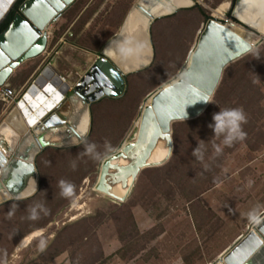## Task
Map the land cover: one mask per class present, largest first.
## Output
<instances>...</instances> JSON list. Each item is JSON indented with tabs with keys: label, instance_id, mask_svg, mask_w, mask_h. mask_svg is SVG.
I'll return each instance as SVG.
<instances>
[{
	"label": "rangeland",
	"instance_id": "rangeland-1",
	"mask_svg": "<svg viewBox=\"0 0 264 264\" xmlns=\"http://www.w3.org/2000/svg\"><path fill=\"white\" fill-rule=\"evenodd\" d=\"M138 2L78 0L77 7L52 26L45 53L27 62L0 90V124L23 95L14 88L46 64L42 72L50 60L52 71L74 88ZM194 2L193 8L178 10L152 26L153 63L128 78L122 99L93 105L90 134L83 142L40 155L38 194L0 206V264H214L253 226L250 211L262 217L264 42L228 67L200 118L174 124L171 160L143 171L125 204L95 192L104 160L139 127L147 97L178 76L204 25L214 11L230 7L231 0ZM229 17L228 12L226 24L241 26ZM248 32L243 36L251 43L261 37ZM72 98L69 91L63 109L69 103L72 108ZM150 103L152 99L146 105ZM220 108H240L245 115L246 135L231 146L222 145L208 127ZM61 132L68 133H50ZM85 143L95 145L93 153L84 151ZM199 144L203 161L193 155ZM214 145L220 146L219 154ZM60 180L72 184L70 196L61 195Z\"/></svg>",
	"mask_w": 264,
	"mask_h": 264
},
{
	"label": "water",
	"instance_id": "water-1",
	"mask_svg": "<svg viewBox=\"0 0 264 264\" xmlns=\"http://www.w3.org/2000/svg\"><path fill=\"white\" fill-rule=\"evenodd\" d=\"M6 1L8 3L0 1V25L19 0ZM75 1L25 0L19 6L12 23L0 34V90L7 87L14 71L45 53L49 36L53 33L52 26ZM240 3V0L229 3V22L234 19L245 25L236 16ZM154 4L155 6H148L146 9L143 3L139 2L136 5L137 9L151 21L148 33L153 51L151 28L158 20L166 18L156 17L153 14L158 6L164 4L162 0H154ZM129 19L130 15L121 29L123 33L128 29ZM225 22L226 20L218 21L215 17L208 20L201 31L195 49L178 76L147 97L144 106L150 99L153 100L152 106L146 108L145 111L143 107L141 108L143 111L139 116L141 126H136L133 133L116 152L104 160L95 188L96 193L101 192L113 196L111 194L113 188L121 183L126 184L127 180L132 178L135 183L128 197L121 199L113 196L115 201L125 204L143 171L162 167L171 160L175 150L174 124L200 118L216 95L228 67L264 42V37H260L253 47H248V51H243L241 43L246 42L245 39L236 34ZM231 25L235 24L231 23ZM253 25L245 26L255 30V25ZM150 66L126 73L106 55L104 49L92 68L78 80L70 91L80 103L88 107L92 118L93 105L105 99L123 97L127 92V79L133 74L147 70ZM52 72L54 71L51 65H48L0 124V149L2 150V152L0 150V156L5 161L0 177V206L10 202L27 201L38 194L41 185L37 166L38 158L47 149L64 148L48 145L45 142L44 133L68 129L78 136L81 142L84 141V139L81 140L72 124V119L61 114L62 102L42 107L41 113L36 114L37 116L31 115L33 112L30 109H33V106L28 104L27 97L40 102L39 96H41L47 102L48 97L46 96L54 89L48 82ZM52 102H57V100ZM21 105H23L22 108ZM26 105L28 107H25ZM186 112L187 117L184 119ZM37 117L38 121L34 123L33 118ZM8 124L23 137H18L12 129L11 141L7 142L2 131ZM161 141H165L170 148L169 159L157 166L150 165L153 153ZM120 161L127 162L128 165H117ZM113 171L116 173H112ZM262 229H264V216L253 223L248 233L240 237L234 246L225 251L219 257V261L214 264H264V232Z\"/></svg>",
	"mask_w": 264,
	"mask_h": 264
},
{
	"label": "bare ground",
	"instance_id": "bare-ground-1",
	"mask_svg": "<svg viewBox=\"0 0 264 264\" xmlns=\"http://www.w3.org/2000/svg\"><path fill=\"white\" fill-rule=\"evenodd\" d=\"M3 1L8 3V1L6 0ZM240 1L241 3L236 11L237 18L240 19L241 23H244L247 26L250 24H254L255 25V26L253 25L255 29L254 32L258 33L261 37H264V0H240ZM139 2L144 4V9H146V7L148 6L150 7L155 6L154 0H139ZM162 3H164L163 4L164 6L163 5L158 6V9H155L153 12V14L156 15V17H167L173 14L175 11L183 10V9H191L195 6L194 0H162ZM136 5L129 14L130 15L129 26L124 33V35L127 36L129 41L128 47L131 49L126 60L124 62H120L114 51L105 50L106 55L110 59L114 60L126 73H131L146 68L150 66L154 60V51L150 44V37L148 33V26L150 25L151 21L149 18L145 17L140 10L137 9ZM228 9H229L228 5L222 6L221 8L214 11V15H215L214 17L216 19L224 20L226 18V13L229 12ZM230 27L234 30L236 34H238L239 36L245 39L246 42L241 43L243 49L245 46L253 47L255 45L256 41L254 43L253 42L251 43V40H248L243 36L245 33L248 32L246 31V29H244L243 27H239L237 25H230ZM248 34L250 33L248 32ZM119 38L122 39V37ZM106 47H108V45ZM48 82L51 83L49 85L53 86L54 87L53 90L55 91L52 90L50 94L46 96L48 97V99H46L48 100L47 102H45L44 97L41 96H39L40 102H35L29 96L27 97V100H29L28 104H30V106H33L32 107L33 109H30V111L33 112L31 115L37 116L36 114H40L42 107H47L50 104H54V103L59 104L58 102H63L65 98L64 96L72 88L68 84V81L58 76L55 72H52ZM74 99H73L74 100L73 106L75 109L74 114H72L73 113L72 108L69 105L65 109L61 110V114L64 115L65 117H69V119L72 118V124L74 125L79 136L85 138L89 136L91 130L90 112L88 107L80 103L76 97H74ZM56 100L57 102H52ZM152 104H153V100L152 103H150L149 105L146 104L145 106L143 105V111H145L146 108L151 107ZM22 107L23 105H21V108ZM25 107L28 106L26 105ZM35 107L39 109H36ZM143 111L141 110V113ZM33 119H34L33 120L34 123L38 121V117ZM141 123L142 122L140 121L139 127L141 126ZM12 129L13 128L11 127V125L8 124L7 127L2 131L4 139L7 142L11 141V136L13 133ZM66 130L68 131V133L71 132L68 129ZM16 133L18 137L21 138L23 137L21 136L20 133L18 132ZM68 133L63 134V132H61V134H56V133L51 134L50 132H46L43 134V136L45 138V142L48 145L58 146V147L72 146L75 145L78 140L80 141L79 137L76 136L74 133L72 132L70 134ZM40 134L42 133L40 132ZM169 156H170V148L168 147L165 141H161L158 147L156 148L155 152L153 153L152 159L150 160L149 163L150 165L157 166L160 163H164L165 161H167L169 159ZM117 165L126 166L128 165V163L124 161H120L118 162ZM4 167H5V161L0 156V177L2 175V171ZM112 173H116V171H113ZM134 183L135 181L132 178H129L126 184L121 183L117 187L113 188V190H111V194L121 199H123L124 197H128V195L132 190V187L134 186ZM97 193H99L102 196H107L113 200H116L113 196H108L101 192H97ZM262 232H264V229H262ZM224 253L225 251L219 257H221ZM218 261L219 258L217 262Z\"/></svg>",
	"mask_w": 264,
	"mask_h": 264
},
{
	"label": "clouds",
	"instance_id": "clouds-1",
	"mask_svg": "<svg viewBox=\"0 0 264 264\" xmlns=\"http://www.w3.org/2000/svg\"><path fill=\"white\" fill-rule=\"evenodd\" d=\"M231 1L235 3V0ZM246 28L248 31L254 32V30H251L248 27ZM119 37H122V39H120ZM128 43L129 41L127 36L124 35L123 30H121L120 33H115V37L109 40L108 47H106L105 50L114 51L119 61L124 62L131 51V49L128 47ZM243 51H248V46H245ZM186 117L187 112L183 118L185 119ZM244 120L245 115L240 108H220L218 112L213 113L212 122L208 125V127L212 129L213 136L220 139V143L222 145L231 146L234 142L243 139L246 135V133L242 129V123L244 122ZM83 139L84 137H81L82 141ZM94 148L95 145L91 143H85L84 145V151L86 153H93ZM214 148L216 153L219 154V152L221 151L220 146L214 145ZM193 155L197 158L198 161H203L204 149L202 145L199 144L195 149H193ZM100 157L101 156H99L98 158ZM59 186L61 189V195L66 197L71 195L73 187L72 184L68 183L67 181L60 180ZM248 219L251 223L257 222L258 217L256 216L254 210L248 213Z\"/></svg>",
	"mask_w": 264,
	"mask_h": 264
},
{
	"label": "crops",
	"instance_id": "crops-1",
	"mask_svg": "<svg viewBox=\"0 0 264 264\" xmlns=\"http://www.w3.org/2000/svg\"><path fill=\"white\" fill-rule=\"evenodd\" d=\"M92 60H93V59H92ZM97 60H98L97 58H96V59L94 58V61H93V62L91 61L92 63H91V65H90V67H89V70L92 68V66L94 65V63H95ZM52 62H53V61L50 60L49 62H46V63H47V65H49L50 63H51L50 65H52ZM25 64H26V63H25ZM25 64H23L20 68H18L16 71H14L13 76H14L19 70H21ZM45 65H46V64H42V66H39V67L35 70V72L30 76V78L27 80V82H25V81H26V80H25V81H23L21 84L17 85L18 88H14V89H15L14 92H18V91H19V92H20V91L22 92V91H23V94H24V92H26L25 90L28 89V88L26 89L25 86H27V85L33 80V78H35L37 75H39V74L41 73V70L44 68ZM89 70H88V71H89ZM58 72L61 73L59 70H58ZM85 73H87V72H84V74H85ZM72 74H73V73H72ZM61 75H63V74L61 73ZM70 75H71V74H70ZM78 75H80V74L78 73ZM13 76H12V77H13ZM12 77H11V78H12ZM71 77H72V76H70V78H71ZM10 81H11V80H10ZM10 81L8 82V84L10 83ZM48 81H49V79H48ZM17 86H16V87H17ZM123 97H124V96H123ZM123 97H122V98H123ZM122 98H120V99H122ZM112 100H119V99H112ZM104 101H105V100H103L102 102H104ZM63 103H64V101L62 102V105H63ZM99 103H101V102H99ZM66 105H67V104H66ZM70 105H71V104L69 103V106H70ZM62 109H63V108H62ZM74 111H75V109H74L73 102H72V112L74 113ZM72 112H71V113H72ZM260 214H261L262 217H263V216H264V210H262V212H260L259 215H260ZM258 219H260V218H258ZM223 252H224V251H223ZM223 252H222V253H223ZM222 253H221V254H222ZM221 254H220V255H221ZM220 255H219V256H220ZM218 258H219V257H218Z\"/></svg>",
	"mask_w": 264,
	"mask_h": 264
},
{
	"label": "trees",
	"instance_id": "trees-1",
	"mask_svg": "<svg viewBox=\"0 0 264 264\" xmlns=\"http://www.w3.org/2000/svg\"><path fill=\"white\" fill-rule=\"evenodd\" d=\"M25 0H19L14 8L12 9V11L9 13V15L6 17V19L4 20V22L0 25V33L4 32L8 27L9 25L12 23L15 15L17 14V11H18V8L19 6L24 2ZM200 8V10L202 11L201 7H198ZM168 18V17H167ZM171 18V16H170ZM207 19H209L207 17ZM236 22V21H235ZM237 24L241 25L240 23L236 22ZM242 27L246 28L245 26L241 25ZM247 29V28H246ZM106 100H112V99H106ZM102 102V101H101ZM1 107V106H0ZM0 111H1V108H0Z\"/></svg>",
	"mask_w": 264,
	"mask_h": 264
},
{
	"label": "flooded vegetation",
	"instance_id": "flooded-vegetation-1",
	"mask_svg": "<svg viewBox=\"0 0 264 264\" xmlns=\"http://www.w3.org/2000/svg\"><path fill=\"white\" fill-rule=\"evenodd\" d=\"M77 4H78V0H76L75 1V3L68 9V10H66L63 14H62V16H61V18L54 24V25H56L57 23H59L61 20H63V16L64 15H67L69 12H72L76 7H77ZM89 9V4L86 6V8H85V10H84V12L86 11V10H88ZM80 20H81V18L79 17V18H77L73 23H72V25H71V30H73V29H75L76 28V25L77 24H79V22H80ZM1 34V33H0ZM71 35V34H70ZM127 87H128V79H127ZM125 96V95H124ZM122 98V97H121ZM109 99H112V98H109ZM118 99H120V98H118ZM106 100V99H105Z\"/></svg>",
	"mask_w": 264,
	"mask_h": 264
},
{
	"label": "built area",
	"instance_id": "built-area-1",
	"mask_svg": "<svg viewBox=\"0 0 264 264\" xmlns=\"http://www.w3.org/2000/svg\"><path fill=\"white\" fill-rule=\"evenodd\" d=\"M50 65V64H49ZM63 79H65L64 77H63ZM66 81H67V79H65ZM65 98H64V101L66 100V95L64 96ZM5 100V99H4Z\"/></svg>",
	"mask_w": 264,
	"mask_h": 264
}]
</instances>
